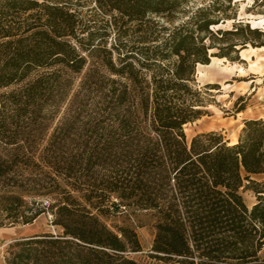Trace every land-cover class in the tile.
Listing matches in <instances>:
<instances>
[{
    "label": "trees",
    "instance_id": "obj_1",
    "mask_svg": "<svg viewBox=\"0 0 264 264\" xmlns=\"http://www.w3.org/2000/svg\"><path fill=\"white\" fill-rule=\"evenodd\" d=\"M179 3L0 0V90L27 82L26 94L33 97L44 82L62 73L80 74L98 49L96 41L106 40L111 30L120 37L125 27L133 22L141 27L150 16L171 21ZM210 9H200L191 22L154 38L156 43L147 48L116 43L110 51L104 49L107 60L102 65L115 77L108 90L111 100L135 105L132 114H118L124 141L96 144L87 160L98 169L92 179L82 180L69 168L64 176L73 179L71 190L51 192L57 194L52 204L28 206L20 195H0V212L8 225H30L49 212L52 224L63 230L15 242L8 264H32V248L40 245L43 264H139L127 254L141 250L135 230L113 231L101 220L113 195L155 219L154 259L170 264H264V183L253 179L264 174V120H245L234 145L217 132L198 134L188 142L184 132L185 125L207 115L203 109L208 94L192 85L196 64L228 58L222 52L238 53L239 45L241 50L248 44L264 47V31L249 24L245 30L221 32L245 31L249 38L241 44L207 45L206 38L213 36L210 27L220 24ZM99 14L109 16L103 19L105 32L98 28ZM153 23L160 34L168 30L157 20ZM214 49L220 52L211 54ZM173 56L178 60L169 63ZM245 109V104L236 103L237 113ZM242 188L256 193L252 207L245 203Z\"/></svg>",
    "mask_w": 264,
    "mask_h": 264
},
{
    "label": "rangeland",
    "instance_id": "obj_2",
    "mask_svg": "<svg viewBox=\"0 0 264 264\" xmlns=\"http://www.w3.org/2000/svg\"><path fill=\"white\" fill-rule=\"evenodd\" d=\"M179 2L171 21L165 17L150 16L141 27L138 22L125 27L124 30L127 31L120 37L116 30L110 29L111 33L104 38L106 40L96 41L98 49H95L94 57L89 58L87 66L80 74L62 73L57 79L44 82L42 88L32 94L33 97L26 94L30 87L27 82L0 90V195H20L28 206L34 202L52 204L57 199V194L51 192H58L59 189L71 190L69 182L73 179L64 176L69 174V168L77 176H82V180L92 179L98 169H93V165L87 160L96 144H103L107 140L118 144L124 141L118 131L119 120L123 115L132 114L135 105L131 101L121 105L116 98L111 100L108 90L110 79L115 77L102 65L107 60L104 49L110 51L116 43H123L126 48L153 45L156 43L152 41L154 38L166 36L175 28L191 22L200 9L209 7L210 16H216L214 20L220 19V24L210 27L213 36L206 38L207 45L213 42L222 47L227 43L241 44L240 42L249 38L245 31L233 35H222L221 32L245 30L248 22L252 21H257L258 29L264 31V0H232L230 3L227 0ZM219 13L221 15H215ZM95 19L100 32H105L103 19L108 20L109 16L103 18L99 14ZM154 20L168 30H162L160 34ZM249 26L253 28L252 24ZM205 35L199 34L201 37ZM261 41L264 42V39ZM262 48L264 47L255 48L248 44L247 48L241 50L242 45H239L238 53L227 50L222 52L228 54V58L211 55L223 60L221 64L213 63L212 58L209 65L196 64L192 85L208 94L207 107L203 109L207 115L184 126L188 142L198 134L210 132H217L224 139L237 142L247 116L264 113ZM215 52L220 51H210L211 54ZM117 57V53L113 54L114 60ZM237 58L238 61H231ZM177 60L173 56L169 63ZM120 82L127 80L125 78ZM215 85H219L220 89H216ZM239 98L244 100L240 101ZM237 102L246 105V114L239 115L236 112ZM253 179L263 184L264 174L253 176ZM240 192L249 207L257 202V195L253 190L242 188ZM73 194L77 196L76 193ZM113 203L120 207L115 209ZM107 204V209L100 215L101 220L113 231L119 227H128L134 229L138 235L141 250L128 252L129 259L139 264H170L151 257L156 230L155 219L150 213L135 211L127 205V201L118 199L117 195L111 196ZM52 220L53 215L47 212L33 224L11 226L7 224L6 215L0 212V264H8L10 248L17 241L36 235L62 234L63 230L54 226ZM32 249V264H43V246H34ZM15 252L18 250H14ZM260 256L264 258V247Z\"/></svg>",
    "mask_w": 264,
    "mask_h": 264
},
{
    "label": "bare ground",
    "instance_id": "obj_3",
    "mask_svg": "<svg viewBox=\"0 0 264 264\" xmlns=\"http://www.w3.org/2000/svg\"><path fill=\"white\" fill-rule=\"evenodd\" d=\"M253 20V19H252ZM261 22H263V20H261ZM249 24H252L253 25V28H258V25H259V23L257 22V21H252V22H248ZM253 51H256L255 49H253ZM261 51H263L264 52V48H262L261 49ZM248 59H249V57H248ZM212 60H213V63H215V64H221L222 63V61L223 60H221V59H216V58H212ZM226 62V61H225ZM228 62V61H227ZM253 66V65H252ZM242 68V67H241ZM242 70H243V68H242ZM244 71V70H243ZM237 142L236 141H232L231 142V145H234V144H236Z\"/></svg>",
    "mask_w": 264,
    "mask_h": 264
},
{
    "label": "crops",
    "instance_id": "obj_4",
    "mask_svg": "<svg viewBox=\"0 0 264 264\" xmlns=\"http://www.w3.org/2000/svg\"><path fill=\"white\" fill-rule=\"evenodd\" d=\"M247 113V110L241 112L239 115H244ZM247 120H250V119H263L264 120V113H259V114H256L255 116H247L246 118Z\"/></svg>",
    "mask_w": 264,
    "mask_h": 264
},
{
    "label": "water",
    "instance_id": "obj_5",
    "mask_svg": "<svg viewBox=\"0 0 264 264\" xmlns=\"http://www.w3.org/2000/svg\"><path fill=\"white\" fill-rule=\"evenodd\" d=\"M211 58V57H210Z\"/></svg>",
    "mask_w": 264,
    "mask_h": 264
}]
</instances>
